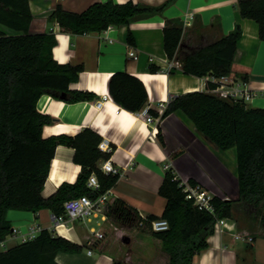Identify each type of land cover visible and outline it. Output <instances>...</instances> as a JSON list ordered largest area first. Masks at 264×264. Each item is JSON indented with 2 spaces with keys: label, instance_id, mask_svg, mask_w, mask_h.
I'll list each match as a JSON object with an SVG mask.
<instances>
[{
  "label": "crops",
  "instance_id": "1",
  "mask_svg": "<svg viewBox=\"0 0 264 264\" xmlns=\"http://www.w3.org/2000/svg\"><path fill=\"white\" fill-rule=\"evenodd\" d=\"M107 1L160 6L169 0H29L33 15L30 32L53 33L57 40L53 48L55 60L82 66L71 90L96 95L93 101L69 103L44 94L37 108L54 121L44 127L43 136H75L85 128L96 131L102 141L113 146L109 158L121 172L117 185L108 192V199L121 197L143 216H162L166 202L159 190L170 167L182 181L194 180L213 196L239 198L235 149L221 150L181 112L149 124L142 111L133 113L114 101L109 93V81L119 71L137 76L149 95L144 109L153 110L160 102L168 105L176 95L207 91V77L184 73V54L215 42L241 26L243 37L230 76L253 94V100L248 101L250 105L247 103L249 106L264 108V40L260 37L259 24L241 15L237 7L240 0H175L163 14L138 18L129 26L111 27L101 33L65 32L50 20L58 4L70 11L83 12L92 4ZM169 22L184 28L181 48L173 60H169L164 47V28ZM129 30L136 38L135 46L128 43ZM0 32L15 33L2 24ZM150 64L159 66L160 71L151 73ZM154 126L158 130L161 127L166 146L151 136ZM74 155L71 147H57L43 189L44 197L56 193L63 183L76 182L82 166L74 162ZM54 216L50 209L37 214L10 210L7 217L13 232L0 243V253L27 241L31 235L37 237L47 228L79 245H88L77 253L59 252L55 258L58 264L168 263V256L157 240L141 230L106 222L107 215L67 226L58 225ZM103 230L107 237L94 246L89 244L91 234ZM194 264H264L262 215L244 201L234 202L232 217L224 219L220 228L215 226L208 238V247L195 257Z\"/></svg>",
  "mask_w": 264,
  "mask_h": 264
},
{
  "label": "trees",
  "instance_id": "2",
  "mask_svg": "<svg viewBox=\"0 0 264 264\" xmlns=\"http://www.w3.org/2000/svg\"><path fill=\"white\" fill-rule=\"evenodd\" d=\"M174 1L169 0L160 6L135 4L133 1L123 4L98 2L83 12L70 11L58 4L50 20L57 22L65 32L101 33L111 27L129 26L138 18L163 14ZM237 7L243 17L259 24L260 37L264 40V0H240ZM32 19L29 0H0V24L15 32H0V243L13 232V225L7 217L10 210L37 214L50 209L56 216L64 215L66 201L84 195L98 198L111 191L120 178V174L105 173L100 169L99 163L107 160L110 154L100 150L103 139L93 129L85 128L75 136H43L44 127L54 121L37 108L44 94L69 103L93 101L96 95L71 90L82 66L58 63L53 55L57 44L55 35L31 33ZM183 33L184 28L172 22L164 28V47L169 60L175 59L179 53ZM242 37L243 30L237 26L215 42L190 49L184 54V73L200 78L230 75ZM127 40L130 45H136L131 30ZM149 71L157 73L160 67L150 64ZM207 86V91L172 97L161 119L181 112L221 150H236L239 198L214 196V212L201 210L193 200L186 198L182 180L170 167L159 190L166 202L161 217L143 216L121 197L108 199L106 222L150 235L161 244L168 256L167 264H194L195 257L208 247V238L214 233L216 223L232 217L236 201H244L257 210L264 223V108L219 97L210 91L217 87L214 82L208 81ZM109 93L122 108L133 113L141 112L149 101L145 84L127 71L111 76ZM149 112L158 117L156 110L149 109ZM157 138L166 146L161 127ZM59 145L75 150L74 162L82 166V171L75 183H63L56 193L46 198L43 189ZM92 174L97 175L100 183L97 190L88 186ZM190 183L197 184L194 180ZM160 218L168 221V230L153 229V221ZM106 237V230L92 233L89 244L94 246ZM85 246L88 245H79L44 228L34 239L1 252L0 264H58L55 258L59 252L77 253Z\"/></svg>",
  "mask_w": 264,
  "mask_h": 264
},
{
  "label": "built area",
  "instance_id": "3",
  "mask_svg": "<svg viewBox=\"0 0 264 264\" xmlns=\"http://www.w3.org/2000/svg\"><path fill=\"white\" fill-rule=\"evenodd\" d=\"M131 56L135 57V53L131 52ZM210 82L217 84L215 89L210 90L212 93L218 95L221 98L237 101L242 100L246 103L252 101L254 96L253 94L245 87H241L240 84H237V80L231 77L230 75L223 76L221 78L207 77ZM101 106V103H99ZM167 105L164 102H160L156 105V111L158 117H154L150 114L149 109L146 108L142 110V115L145 117L146 121L154 123L160 121L161 117L166 109ZM158 134V127L154 126L151 131V136L156 138ZM101 151L112 154L114 151L113 146L107 142L102 141L99 144ZM100 169L105 173L120 174V169L115 167L111 158L103 161L100 165ZM186 193V198L188 200H193L195 205L201 210H208L214 212V206L212 203L213 195L204 189L201 185L196 184L192 185L189 181H182L181 184ZM88 186L92 190H97L100 188V183L96 174H92L88 181ZM108 193L99 196L98 198H92L88 195H84L78 198L68 200L64 204L65 213L64 215L54 216V220L58 225H70L76 221H85L92 220L93 218L103 217L107 214L108 211ZM224 223V220H219L216 223V227L220 228V225ZM153 229L155 231H165L169 229V223L166 219H157L153 221ZM99 234L100 232H93ZM36 236L31 235L28 240L34 239ZM91 254L92 251H89Z\"/></svg>",
  "mask_w": 264,
  "mask_h": 264
},
{
  "label": "rangeland",
  "instance_id": "4",
  "mask_svg": "<svg viewBox=\"0 0 264 264\" xmlns=\"http://www.w3.org/2000/svg\"><path fill=\"white\" fill-rule=\"evenodd\" d=\"M247 103L250 105L251 102H247Z\"/></svg>",
  "mask_w": 264,
  "mask_h": 264
},
{
  "label": "bare ground",
  "instance_id": "5",
  "mask_svg": "<svg viewBox=\"0 0 264 264\" xmlns=\"http://www.w3.org/2000/svg\"><path fill=\"white\" fill-rule=\"evenodd\" d=\"M49 185V184H48Z\"/></svg>",
  "mask_w": 264,
  "mask_h": 264
}]
</instances>
